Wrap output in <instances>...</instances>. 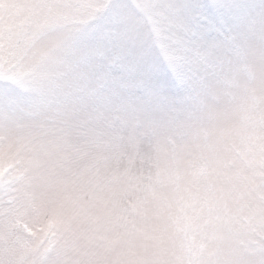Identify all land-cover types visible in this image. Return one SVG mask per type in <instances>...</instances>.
Wrapping results in <instances>:
<instances>
[{"label": "clouds", "instance_id": "9594fccd", "mask_svg": "<svg viewBox=\"0 0 264 264\" xmlns=\"http://www.w3.org/2000/svg\"><path fill=\"white\" fill-rule=\"evenodd\" d=\"M36 8L0 73V230L33 229L23 264H264V0Z\"/></svg>", "mask_w": 264, "mask_h": 264}, {"label": "rangeland", "instance_id": "374dc122", "mask_svg": "<svg viewBox=\"0 0 264 264\" xmlns=\"http://www.w3.org/2000/svg\"><path fill=\"white\" fill-rule=\"evenodd\" d=\"M83 12L80 23L87 24L97 15L102 14L112 0H72ZM152 0H124L125 4H134L137 8L147 10ZM38 0H0V73L4 78H17L13 69L18 64L20 43L28 37L34 24ZM12 161L5 163L0 158V174L12 166ZM7 210L0 209V217ZM13 231L0 230V264H23L27 256L34 251L31 247L19 251V242L15 229H23L29 233L33 229L23 220L22 213L17 211L12 216ZM50 243V241H49ZM43 249H39L42 254Z\"/></svg>", "mask_w": 264, "mask_h": 264}, {"label": "snow or ice", "instance_id": "6c2138e0", "mask_svg": "<svg viewBox=\"0 0 264 264\" xmlns=\"http://www.w3.org/2000/svg\"><path fill=\"white\" fill-rule=\"evenodd\" d=\"M203 16H207V13L202 14V16H194L191 25L193 28H209L214 29L217 27V21L213 20L211 17L202 18ZM160 86H165V82L160 81Z\"/></svg>", "mask_w": 264, "mask_h": 264}]
</instances>
